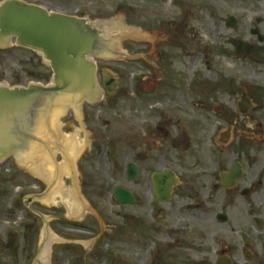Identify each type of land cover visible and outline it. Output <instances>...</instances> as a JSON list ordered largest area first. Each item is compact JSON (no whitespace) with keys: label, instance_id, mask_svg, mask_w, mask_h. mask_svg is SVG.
Masks as SVG:
<instances>
[{"label":"rangeland","instance_id":"obj_1","mask_svg":"<svg viewBox=\"0 0 264 264\" xmlns=\"http://www.w3.org/2000/svg\"><path fill=\"white\" fill-rule=\"evenodd\" d=\"M23 1L48 11L86 16L95 23L125 20L131 29L158 40L126 38L119 46L122 52L123 48L126 50V56L99 59V80L102 74L117 76L118 93L104 95L97 105L89 103L79 111L71 109L59 120L63 136L78 138L77 143L85 149L77 159L75 175L63 181L65 199L55 191V202L44 201L57 181L53 184L54 178L47 182L32 168L47 161L52 162L53 168L65 162L63 146L39 153L38 159L29 156L32 166L21 164L18 157L0 161V264H34L47 226L56 239H62L52 243L49 264H216L223 246H238V234L231 231L237 221L222 225L215 218H206L202 222L185 213L180 197L182 156L170 140L159 144L168 149L162 161L172 167L179 179L177 195L169 203L149 202L151 171L143 172L137 182L127 178L128 164L135 160L130 128H144L146 123L142 121L152 119L151 115L155 119L159 116L144 105L141 97L154 100L157 95L152 93L160 85L168 94L173 93L168 89L177 85L188 92L189 84L188 94L178 95V101L171 99V111L195 118L192 108L202 99L215 108L221 107L216 116L218 125L227 118L222 114L227 109L231 123L236 122V128L243 129L249 120L238 114L235 102L246 95L260 100L251 116L264 130V43L260 44L252 33L260 30L264 41V0ZM229 16L238 21L236 28L227 27ZM233 38L250 42L253 56L237 57ZM142 56L149 63H141L138 58ZM163 72L167 77L160 84ZM52 77L53 72L38 53L16 46L0 47V83L47 85ZM199 89H205L204 93L209 92L210 96L198 94ZM208 104H204L207 109ZM202 116L204 121L213 120L203 111ZM131 122L137 125L132 127ZM193 130L191 133L196 136ZM204 132L219 136L215 127ZM154 135L158 136L152 131L148 136L150 143L156 138ZM134 141L137 151L144 146L152 151L144 157L154 170H160L162 162L156 156L160 148L155 143L143 146L138 139ZM146 160L139 158V163L145 166ZM36 171L42 173L41 169ZM116 188L132 191L135 198L138 196L136 204H120L115 198ZM71 193L87 204L80 219L70 216L66 200ZM37 194L45 196L29 203L28 198ZM39 213L50 220L44 221Z\"/></svg>","mask_w":264,"mask_h":264},{"label":"water","instance_id":"obj_2","mask_svg":"<svg viewBox=\"0 0 264 264\" xmlns=\"http://www.w3.org/2000/svg\"><path fill=\"white\" fill-rule=\"evenodd\" d=\"M227 20L228 28L237 27L235 17L229 16ZM104 25L107 29L101 27L105 36H112L116 43L112 42L113 39L107 43L103 31L87 18L50 13L41 6L21 0H6L0 5V44L8 46L15 40L18 46L42 55L46 67L54 73L50 85L32 83L28 87H9L0 84V161L13 159L9 158L13 154L24 159L64 146V136L56 124L61 116L71 109L78 110L80 106L84 109V104L89 102H100L103 93L108 96L118 93V81L113 75L104 74L101 89L98 58H105L104 54L123 53L119 46L126 38L158 40L131 29L125 20ZM253 34L263 42L259 30H253ZM231 42L238 57L247 59L252 56L253 46L249 42L234 38ZM250 106V99L245 98L240 108L245 113ZM127 169L128 179L137 181V166L130 163ZM152 179L157 200L169 201L173 187L178 183L174 174L167 171L154 174ZM115 198L122 205L136 204L134 193L127 189L116 188ZM41 217L47 222L46 217ZM46 228L50 232V228ZM37 260L34 264L38 263ZM217 264L231 262L219 259Z\"/></svg>","mask_w":264,"mask_h":264},{"label":"flooded vegetation","instance_id":"obj_3","mask_svg":"<svg viewBox=\"0 0 264 264\" xmlns=\"http://www.w3.org/2000/svg\"><path fill=\"white\" fill-rule=\"evenodd\" d=\"M138 60L141 63H149L145 56L139 57ZM167 73L163 72L160 84L163 83V78L167 77ZM146 80L144 79V82ZM209 84L207 82V86ZM156 88V91L152 93L157 95L154 100L147 101L143 97L140 100L145 102L144 105L152 112H157L159 116L155 119L151 115L152 119L142 121V124L146 123L144 128L136 129L135 122H131V124L136 130L130 128L131 143L133 144L132 157L135 158L133 165L139 169L137 181L147 169L151 171L148 175L151 184H149L151 190L149 202L155 201L156 205L165 202L157 200L152 176L158 171H172V167L162 161L163 155L168 149L160 148L162 145L159 144V141L170 140L174 149L178 150L182 156L179 160L182 164L180 197L183 200L185 213L195 217L196 221L202 222L206 218H215V221L222 225L237 221L231 231L238 234V246L234 249L231 248V245L226 249L223 246L219 258L230 261L231 264H264V130L263 126L258 125V122H255L251 116L256 109L257 101L260 102V100L250 98L252 106L246 113L238 109V114L244 120H249L248 125L239 129L236 128V122L231 123V115L227 109H224L222 113L227 118L224 119L223 124L218 125L216 116L222 110L221 107L215 108L212 103L202 99L198 100L192 108L195 118L183 116L180 111H171L170 103L173 99L178 101V95L188 94L190 92L189 84L187 85L188 92L179 89V85L174 89H168L173 91L172 94L166 93L161 85ZM204 90L199 89L197 93L210 96L211 93H204ZM207 103L210 104H208L209 109L204 105ZM235 105L237 108L238 101L235 102ZM162 109L167 110L163 111ZM201 111L208 114L213 120L204 121L205 116L201 117ZM131 117L133 118L132 115ZM193 120L198 124L196 125ZM211 127H215L219 132L218 137L216 135L209 136L207 132H204V129H211ZM131 130H135L136 138L135 135L132 137L134 132ZM192 130L196 136L192 135ZM152 131L158 136L154 135L156 138L150 143L147 138ZM214 134L216 133L214 132ZM227 136H230L228 141H226ZM134 139H138V142L140 141L143 146L144 143L145 145L155 143L153 145L160 148L156 153L162 162L160 170L156 171L147 164L148 158L146 160L144 156L148 157L152 151L145 146L142 151H137L138 146ZM229 157L231 160H226ZM139 158L146 160L145 166L139 163ZM172 172L174 173V171ZM237 174L239 176L236 178ZM178 185L173 188L171 199L177 195L178 188L176 187ZM137 200L138 196H136ZM153 213L156 216L158 211L155 210ZM197 227L200 230L201 225ZM186 232L194 235L188 230Z\"/></svg>","mask_w":264,"mask_h":264},{"label":"bare ground","instance_id":"obj_4","mask_svg":"<svg viewBox=\"0 0 264 264\" xmlns=\"http://www.w3.org/2000/svg\"><path fill=\"white\" fill-rule=\"evenodd\" d=\"M134 30V29H133ZM150 42H153L154 40H150ZM119 51H122L121 48L119 47ZM123 53H126V50L123 48ZM123 54V55H125ZM120 54H104L103 56H105L106 58L109 57H118L120 56ZM59 122L58 121L56 124L59 127ZM65 142H64V150H65V162H62L60 164H58L55 168H53V164L50 161H47L41 164H36L35 166L33 164H29L31 161L30 157H25L24 159H20V163L21 164H29V165H33L32 168L33 170L38 173L40 176H42L43 178H47V182L51 181L52 179L57 177V182H56V186L53 188V191L48 194V197H46L44 199V201L48 202V203H52L55 202L54 200V192H59V195L65 199V194H63V181L65 178L68 177H73L75 175L74 169L77 163V159L80 157V155L82 154V152L85 150L84 147L82 146V144H78L77 143V139L78 138H65ZM229 139V136L228 138ZM39 157V153L35 154L33 156H31V159H38ZM33 162V161H32ZM42 170V173L37 172L36 170ZM69 202L70 205V216L73 219H80L82 216V212L86 210L87 204H85L83 201L80 200V198L78 197L77 194L75 193H71V196L69 197V200H66V202ZM56 240L61 241L60 239H56L53 234L51 233V231H45L42 235V247L40 248V254L37 260V264H49V256H50V248L53 242H55Z\"/></svg>","mask_w":264,"mask_h":264}]
</instances>
